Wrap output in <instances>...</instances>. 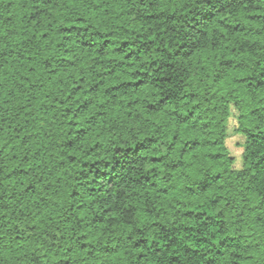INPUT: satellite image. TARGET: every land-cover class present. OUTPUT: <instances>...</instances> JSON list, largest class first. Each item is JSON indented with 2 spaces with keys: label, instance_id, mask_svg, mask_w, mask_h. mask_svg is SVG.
I'll list each match as a JSON object with an SVG mask.
<instances>
[{
  "label": "trees",
  "instance_id": "16d2710c",
  "mask_svg": "<svg viewBox=\"0 0 264 264\" xmlns=\"http://www.w3.org/2000/svg\"><path fill=\"white\" fill-rule=\"evenodd\" d=\"M0 264H264V0H0Z\"/></svg>",
  "mask_w": 264,
  "mask_h": 264
},
{
  "label": "rangeland",
  "instance_id": "374dc122",
  "mask_svg": "<svg viewBox=\"0 0 264 264\" xmlns=\"http://www.w3.org/2000/svg\"><path fill=\"white\" fill-rule=\"evenodd\" d=\"M236 125V120L234 118L231 119L229 124V138L227 140L228 147L236 157V167H240L242 165V142L243 137L234 131V127Z\"/></svg>",
  "mask_w": 264,
  "mask_h": 264
}]
</instances>
